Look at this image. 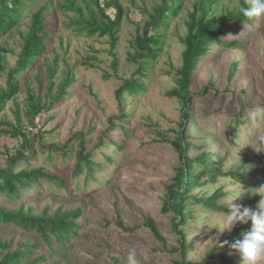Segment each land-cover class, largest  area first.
I'll return each instance as SVG.
<instances>
[{
	"label": "rangeland",
	"instance_id": "374dc122",
	"mask_svg": "<svg viewBox=\"0 0 264 264\" xmlns=\"http://www.w3.org/2000/svg\"><path fill=\"white\" fill-rule=\"evenodd\" d=\"M47 1L51 2L47 17L51 29H48L46 49L18 77L17 93L5 100L0 120L18 125L16 111H19L20 122L32 145L29 146L33 151L30 167L55 173L63 185L42 179L15 201L0 195V204L14 210L31 209L35 214L47 206L51 213L58 207L63 210L82 207L83 212L77 221V234L68 245L55 252L35 234L10 224H0V244L10 242V250L26 243L38 244L36 256L45 257L44 263L38 264L56 261L61 264H127L132 250L138 264H180L182 259L201 264H231L230 261L241 264L239 253L225 249L224 241L239 228L249 226L251 221L237 222L231 232H221L218 226H211L217 222L223 224L225 213L232 206L255 210L261 199L251 190L264 186V111L257 112L258 108L264 109V17L254 18L252 23H233L239 28L224 40L236 41V44L209 47L194 72L190 86L193 98L187 108L190 117L182 125L184 100L167 93L178 87L177 71L182 66L184 49L181 38L187 34L194 6L207 1L214 10L209 17L217 21L225 10L237 7L239 0H185L178 14L159 29L161 50L141 75L137 73L140 65L129 61L128 57L135 52V36L143 34L149 14L162 0H121L126 14L114 50L117 69L113 67L108 37L79 35L74 27H68L77 15L59 8L65 0L29 1L13 30L0 37V44L13 51L7 55L8 67L15 65L23 47L21 32L28 31L32 14ZM75 2L86 13L85 2ZM107 13L114 17L115 10L110 8ZM200 14L198 10L197 15ZM56 62L55 88L62 79V71L69 73L73 82L67 89L68 94L53 108L34 117L33 125L26 116L27 96L30 93L42 96L48 105L45 93L49 69ZM134 77L141 79L144 90L126 91L119 101L116 90ZM6 88L7 72H1L0 92ZM120 116L123 118L119 125ZM236 117H240L241 122L234 123ZM183 129L189 135L187 142L191 146L187 155L190 158L210 151L212 159H224L223 173H240L246 169L252 176L242 180L220 177L216 184L210 181L204 188L194 189L189 194L205 197L220 190L225 196L218 199V205H226L228 211H214L193 198L186 199L192 213L179 228L189 246L185 253L182 236L174 227L178 222L177 214L164 208L166 202L174 203L168 198L169 187L175 182L181 162L172 143ZM23 145L19 138H0V169L9 165L8 158L23 150ZM40 145L46 146L44 150ZM51 146L56 151H52ZM80 151L90 156L94 164L88 179H85V169L79 175L74 173ZM49 154L52 158H48ZM27 167L21 162L16 170ZM205 178L203 174L200 177ZM148 220L154 222L161 239L146 226ZM7 251L0 249V256ZM211 251H215L217 257L206 260Z\"/></svg>",
	"mask_w": 264,
	"mask_h": 264
},
{
	"label": "trees",
	"instance_id": "16d2710c",
	"mask_svg": "<svg viewBox=\"0 0 264 264\" xmlns=\"http://www.w3.org/2000/svg\"><path fill=\"white\" fill-rule=\"evenodd\" d=\"M29 1L33 2L37 0H0V37L13 30L14 26L20 20L22 9ZM75 1L65 0V4L59 6L60 9L75 12L77 15L76 19H73L68 24V27H74V30L79 35L108 37V43L110 44L109 52L114 57L113 67L117 69L118 61L114 50L117 47L120 27L126 14L121 0H103V4H100V0H82L85 2L86 13L83 12L80 5ZM184 1L162 0V4L154 6L153 12L149 14V19L144 26L143 34H137L135 36L133 42L135 52L129 55L128 60L140 65V69L137 71L140 75L143 74L142 70L147 69L146 65L157 58L161 50L159 43L162 34L159 32V29L165 27L168 20L178 14ZM50 4L51 2L47 1L40 9L34 12L31 23L28 26V31L25 33L21 32L23 47L18 53L16 63L13 67H8L7 59V55L13 54V51L0 44V73L7 72V88L0 92V111L3 108L5 100L17 93L18 77L30 68L46 49V39L50 35L48 29H51L47 21ZM246 4L247 0H239L237 7L225 10L218 16L217 21H213L209 17V13H213L214 10L211 9L207 1H201L199 4H195V11L191 13L190 20L187 23V34L181 38L184 49L182 51V66L177 71L178 87L167 93L168 96L179 97L184 100L182 125L190 117L187 109L193 98V92L190 86L193 82L194 72L198 67L200 59L206 55L211 45L236 44V41L225 42L224 40L225 36L227 37L229 34L235 33L239 28V25H232L233 23H252V20L256 18H249L241 13L240 9L245 7ZM110 8L115 10L114 17L107 13V10ZM198 10L201 11L199 16L197 15ZM74 20L76 21L74 22ZM62 73V79L55 88V76L58 74L57 62L55 66L49 69V85L45 93L47 96L46 101H48L47 106L42 96H35L29 92L30 94L27 96L29 104L26 113L30 121L29 123L34 125V117L36 115L44 110L53 108L57 102L68 94L67 89L74 78L69 73H65L64 71ZM143 86L144 84L141 79L134 77L131 80H126L116 90L115 95L121 101L126 91L138 93L144 90ZM16 118L18 125H13L6 120H0V138H19L24 144L23 150L18 151L16 155L8 158L9 165L0 169V195L6 196L11 201L19 199L25 190L40 183L42 179L52 180L63 185L62 180L55 173H49L40 167H30L31 159L29 158H31L30 154L33 153L31 148H29V146L32 147L31 140L22 127L18 110L16 111ZM122 118L121 116L117 118L119 125L122 122L120 121ZM233 120H235L234 123L236 124L241 122L240 117H236ZM80 136L82 135L80 134ZM188 136L186 130L183 129L177 133L172 143L179 153L181 165L176 171L174 184L169 187L168 198L174 201V203L170 205L169 202H166L164 205L165 211L172 209L177 214L176 220L178 222L174 224V227L182 236L181 243L183 249H185L184 253L189 246L185 242L183 231L179 228L186 224L188 216L192 213V209L186 204V199L193 198L194 201H198L199 204L207 209L228 211L226 205H218V199L225 196L220 190L213 191L210 196L205 197H202L200 194L190 197L189 194L194 189L204 188L210 181L216 184L220 177L231 176L232 178H239L241 180L251 179L252 177L246 169L240 173L236 171L223 173L224 159L220 157H217L215 160L212 159L213 153L210 151L202 152L200 155L190 158L187 155L191 146L187 142ZM45 147L44 145L39 146L41 150H44ZM118 147L121 148L120 145ZM51 149L52 151H56L53 146H51ZM27 150H30V153ZM48 158H52V155L49 154ZM21 162L26 163L28 167L16 170V167ZM93 166L94 164L90 156L84 155L80 151L74 173L75 175H79L85 169V179H88L91 177ZM202 174L206 178L201 180L200 177ZM50 210V206H47L41 213L35 214L31 209L28 211H24L21 208L14 210L0 204V224L15 225L27 233L35 234L49 250L55 252L56 249H61L64 245H68L71 238L77 234L79 228L77 221L81 217L83 209L82 207H77L72 210H63L61 207H58L54 213H51ZM146 226L151 229L156 238L161 239L152 220H148ZM250 227L251 224L247 227H241L233 236L227 237L224 241L225 249L235 250L232 245L240 238L241 233L250 229ZM10 245V242L0 244V249L8 250L4 255L0 256V264H38L39 262L44 263L45 261L44 256H36V250L39 247L38 244L30 245L26 243L18 245L15 250H10ZM216 254L215 251H211L205 259L211 260L216 258ZM230 263L232 264L233 262L230 261ZM52 264L61 263L56 261ZM180 264L201 263L188 262L182 259Z\"/></svg>",
	"mask_w": 264,
	"mask_h": 264
},
{
	"label": "clouds",
	"instance_id": "9594fccd",
	"mask_svg": "<svg viewBox=\"0 0 264 264\" xmlns=\"http://www.w3.org/2000/svg\"><path fill=\"white\" fill-rule=\"evenodd\" d=\"M244 16L264 17V0H247L245 7L240 9ZM264 109H257V112ZM254 195L261 196L256 209L250 207L232 206L226 215L223 224L217 222L211 227H219L220 231L233 229L237 222L247 224L251 221L250 229L243 231L240 238L235 241L232 247L239 253L241 264H261L264 261V186L251 190ZM127 264H138L136 253L130 251L127 256Z\"/></svg>",
	"mask_w": 264,
	"mask_h": 264
}]
</instances>
